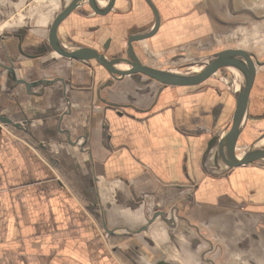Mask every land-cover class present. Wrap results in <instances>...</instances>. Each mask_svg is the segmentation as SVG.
<instances>
[{"label": "crops", "instance_id": "obj_1", "mask_svg": "<svg viewBox=\"0 0 264 264\" xmlns=\"http://www.w3.org/2000/svg\"><path fill=\"white\" fill-rule=\"evenodd\" d=\"M37 1L39 7L0 0V264H264V197L239 194L234 176L242 169H230L220 159L234 123L225 136H208L198 166L191 165L186 138L198 143L206 132L197 131L205 124L199 113L187 111L194 100L171 98L167 86L138 73V83L145 84L127 73L124 81L100 87L109 73L85 53L88 47L99 49L90 43L93 36H107L112 29L122 38L151 31L148 0H80L55 32L58 45L79 51L78 58L50 45L54 21L73 0ZM152 1L160 16L170 19L166 38L158 41L188 42L196 39L191 27L214 19L219 25L230 14L234 30L228 35H235L236 10L244 0H228L227 6L204 0L205 7L201 0ZM109 10H129L123 17L131 15L132 23L114 25L103 16ZM178 10L187 16L174 17ZM95 16L104 17L107 34ZM77 17L84 29L72 24ZM13 22L19 27L11 31ZM142 23L148 26L140 30ZM157 25L160 32L164 20ZM175 26L189 33L177 34ZM24 37L30 43L23 45ZM151 39L145 41L156 44ZM121 68L129 70L127 64ZM44 70L47 76L39 79ZM252 83L250 69L240 137L255 113L264 112V99L253 93ZM99 88L105 100L142 111L102 112L107 101L98 98ZM176 150L177 159L172 157ZM263 155L264 150L257 162L264 164ZM167 183L192 193L191 208L181 209L167 198Z\"/></svg>", "mask_w": 264, "mask_h": 264}, {"label": "rangeland", "instance_id": "obj_2", "mask_svg": "<svg viewBox=\"0 0 264 264\" xmlns=\"http://www.w3.org/2000/svg\"><path fill=\"white\" fill-rule=\"evenodd\" d=\"M14 1L18 2V4L20 5H28L30 3V6L31 5H36V7L40 6L38 4V1L36 2V0H11V3ZM164 2L165 4H167V1ZM219 2H220L219 4L222 6L228 5V0H220ZM198 4L201 5V7H205L204 0H201L200 2H198ZM149 6L151 7V5ZM151 8L153 10L154 18L151 20V23L149 25H152L156 19V13L153 7ZM24 9L25 7L23 8V10ZM236 11L237 13L235 19V23H236L235 35H228L230 34L231 29L234 30L233 26L231 25V22L233 20L230 14L229 16L230 20L227 19L225 16V20L222 19L219 25H216L218 24V21L214 19L213 24L209 25V22L207 21V24L205 26L199 25L200 27H191L194 28V30H192L190 33H194L195 35L194 37L191 38L194 39L196 38V39L194 41H188V42H184V41L172 42L168 37H167V41L159 42L158 41L159 38L160 39H163L164 37L166 38L167 29H169V22H170V19H168L167 21V15L165 17H161V20H164V25H163V29H161L160 32H158L157 30L155 36H153L152 39L148 35L147 37L141 39L139 38L138 42H135V46L138 53L137 55L140 57L142 61L147 62V64L149 63V65L153 67L166 70L167 72L169 71L176 74H183L193 66L197 65V63H201L204 58H206L211 54L226 49L239 50L245 54L246 61L248 62L249 67L251 69V75L253 81L252 88H254V86L256 85L255 89L253 90V93L254 92L255 94L261 93L262 99H264V0H244L241 4V9L240 10L237 9ZM123 13L129 15L130 11L128 10V11L115 12L109 10L103 16L108 17L109 22L110 20L111 22L113 21L114 25L123 23L126 26H128L130 25L129 23H132L130 19H127L130 18L131 15L123 17ZM16 15L17 13L13 15V19L14 17L16 18ZM173 16L176 18L182 17L183 19L184 17L187 16V14L183 15V12H179L178 10V12H173ZM95 17H96L95 19H97L98 21V24L99 25L101 24L102 31H104V33L107 34L109 32V30L107 29L110 28V26L107 28L106 22H104L103 19H101L104 17L101 16H95ZM182 19L179 20L183 21ZM99 20L102 21L103 23L100 22ZM15 23L16 22L10 24L11 31L19 27V26H15ZM78 23L81 24V27L78 25ZM227 23L230 24L227 25ZM72 24L76 25L79 29L80 28L84 29L82 20H79L78 17L77 20ZM146 26H148V24L142 23L140 26L141 27L140 30L144 29ZM85 27L88 28L87 26ZM131 29L134 28H131L129 26V33L134 32ZM7 30H9L8 27ZM114 30L112 29L111 33L107 36H104V34H99V36L97 35L93 36V40L90 41V43L98 46L100 49L106 50L107 52H109V54H118V55L126 54L127 36H124V38L121 37L122 34L121 35L118 34L117 36ZM180 30H182V32L184 33L185 32L189 33V31H187L185 27L182 26L174 27V31H176L177 34L180 33ZM223 36L229 38L226 39L223 38ZM77 37L80 38L82 36L78 35ZM154 37L156 38V44L155 41L149 40L150 43L145 41L148 39L153 40L155 39ZM69 38L71 40L73 39L72 37ZM27 41L30 43L28 37H27ZM63 55L73 58L72 56H68L65 53H63ZM117 63L119 62L116 61L114 64ZM122 64L125 65L126 63H120L118 66L121 67ZM235 70H237V61L233 59L230 60L228 64L221 62V64L211 67L202 76L190 82L189 84H183V85L160 84L161 86L162 85L165 87L167 86L166 87L167 93L168 95H170L171 98H175V95H177V98H179L180 95V96H189L188 99H193L194 101H192V104L190 105L191 110L188 109L187 111L189 112L193 111V115L194 112L197 111L199 113V116L202 117L203 122H205V124L202 123L199 124L197 128L198 132H201V130L205 128L206 132L201 134L204 136V139L201 138L202 140L198 141L197 143V141L195 140L190 142V140L186 138L187 141L186 149L190 154L191 165L194 164V166H198L199 155L201 149L205 144V140L208 136L216 132H219L217 133L218 136H223V135L225 136L227 133L230 132V127L231 124L233 125L234 123L236 111H237L238 85L236 84L237 76H235V72H236ZM128 72H129L128 76L131 75L133 76L132 77L133 82H136L139 85L145 84L141 82L138 83L139 81L135 78V76H139V75H136L137 73L136 71L133 72L128 71ZM47 74H48L47 70H44L39 75V79L41 77H46ZM146 76L148 77V75ZM126 78L127 76L125 77V79ZM125 79H120L119 81L115 80L114 83L124 81ZM149 79L152 80L153 78L149 76ZM110 80H112V78H110ZM218 89H221V93L217 92ZM137 92L139 93L140 90L138 89ZM147 93L149 94L150 92ZM227 98L230 101L231 108L230 106H228V102L226 101ZM182 106H183L182 103H180V110ZM100 108L102 112L104 111L106 112L109 110V108L104 109L103 106ZM170 108H171V103H168L167 113H172V109ZM263 109L264 107L262 108V111ZM154 111H156L155 108L152 109V111L150 112H154ZM212 113H217V114L215 115ZM182 114L183 117L189 116L187 113L185 114V112H182ZM255 115H256L254 117L255 121L251 122L253 124L250 123L251 125L248 127L247 132L244 133L243 136L240 137L239 141H236L235 144L233 145V153H238V154L241 153L242 155L247 151V149L249 150L254 145V142L257 140V138H259L264 133V122H262V120H264V112H262L261 114L255 113ZM218 119H220L221 121L217 122ZM191 124H194L192 120H191ZM191 128H196V127L192 126ZM173 142H178V141L173 139ZM249 143H251L250 147L247 146ZM173 145L179 146V144H174V143ZM176 152L177 150L174 152V155L172 157L177 159ZM220 159L221 161L223 160L222 157ZM233 168L242 169L240 170L241 173L239 174L237 173L236 176H234L235 172L233 173L234 178H237V182L239 184L238 187L241 189L240 191L237 190L239 194L242 195L243 193H245V195L247 194L253 196L260 194L259 196L264 197V164H261L257 161H253L238 167H232L230 169ZM244 169H246L247 171L248 169H250L251 171L249 170L250 172L248 171L249 172L248 173L247 171H244ZM196 172H198V168L192 167V173L196 177H198ZM255 174L257 176H255ZM177 186L178 185L174 183H167V198L172 196L173 198L172 199L169 198V200L176 201V203H179L181 209L183 208L184 210H187V208L188 209L191 208L192 193L186 192L187 194H183L182 192H178L180 189H175L178 188ZM188 188L192 189L193 186L189 184Z\"/></svg>", "mask_w": 264, "mask_h": 264}, {"label": "water", "instance_id": "obj_3", "mask_svg": "<svg viewBox=\"0 0 264 264\" xmlns=\"http://www.w3.org/2000/svg\"><path fill=\"white\" fill-rule=\"evenodd\" d=\"M148 2L153 7L156 13L157 24H158L161 18L159 11L154 5L152 0H148ZM77 4H78V0H74L72 5L65 11V13L55 21V24L52 29L53 33L58 23L64 17H66L75 8ZM151 31H153V29ZM151 31L144 32L142 34H134L130 36L128 40L129 53L132 52L133 40L147 37L148 35H150ZM60 52H63L68 56H72L74 58H78L81 56L79 51H72V52L60 51ZM85 53L89 54L91 57L96 58L97 62L104 66H109L108 64L111 63L110 60L105 57V55H101L97 50L93 48H89V47L86 48ZM226 59H235L237 61V70L242 76L241 82L243 83L240 92L238 93L237 96V111H236L233 128L229 134V138L221 146V151H220L221 153L220 155L223 161L229 166V168H232V167H238L244 164H248L253 161H257L259 153L264 149V133H263L254 142V145L251 147V151L249 152V154L242 157V159L240 160H236L233 156V145L235 144L239 134L242 132L247 118L246 115H247L248 98H249L248 87L250 81V67L248 62L246 61L245 54L235 49H226V50L218 51L203 59L201 63L204 66V68L202 70L195 73L188 72L187 74H176L169 71L167 72L166 70L154 68L146 64L136 63V62L131 63V61H129V64L136 67L139 71L148 74L152 78H155L156 80H158L159 82L165 85H183V84H189L190 82L196 80L197 78L202 76L208 69L218 64H221V62H223ZM212 146L213 143L209 145V148L205 153V158L210 154V150Z\"/></svg>", "mask_w": 264, "mask_h": 264}, {"label": "flooded vegetation", "instance_id": "obj_4", "mask_svg": "<svg viewBox=\"0 0 264 264\" xmlns=\"http://www.w3.org/2000/svg\"><path fill=\"white\" fill-rule=\"evenodd\" d=\"M74 2V0L70 3V5L68 6V7H66L60 14H59V16L57 17V19L59 18V17H61L64 13H65V11L72 5V3ZM82 3V1H80V0H78V4L75 6V8L66 16V17H64L59 23H58V25L56 26V29H55V31H54V33L52 32V29H53V26H54V24H55V21L57 20H55L54 21V23H53V26H52V28H51V31H50V45L55 49V50H57V51H65V50H63V48L60 46V45H58V43L56 42V40H55V32L57 31V29L59 28V26H60V24L61 23H63V21L68 17V16H70L72 13H73V11L74 10H77L79 7H80V5H82L81 4ZM161 17V16H160ZM160 21H161V18H160ZM160 23V22H159ZM158 23V24H159ZM153 26H152V29H153V32H156L157 30H158V25H157V19H155V22L152 24ZM151 29V30H152ZM142 33H144V32H137V33H134V34H142ZM134 34H132V35H134ZM132 35H129V36H127L128 38H126L127 39V49H126V54H123V55H118V54H109V52H107L106 50H104V49H100L98 46V48L99 49H95V50H97L101 55H105V57L106 58H108L109 60H110V62L111 63H109L108 65L109 66H104V65H102V64H100L99 63V66L101 67V68H104V69H106L107 70V72L109 73V77H108V81H104V82H102L100 85V87H102V86H104L106 83H109V84H113L114 82H115V80H117V81H119L120 79H125V77H126V75H127V73H129L128 71H136L138 74H143V75H148V74H146V73H143V72H141V71H139L136 67H134V66H132V65H130L129 64V61H131V63H142V64H146V65H148V66H151V65H149V63L147 64V62H144V61H142L141 59H140V57L138 56V55H136V46H135V42H138V40L139 39H135V40H133V46H132V52L131 53H129V44H128V40H129V37L130 36H132ZM150 36V35H149ZM29 38V37H28ZM141 39V38H140ZM27 41V38L26 37H24L23 39H22V43H23V45H24V42H26ZM20 46H21V44H20ZM22 49V48H21ZM94 49V48H93ZM67 51V50H66ZM104 57V58H105ZM95 60V62H97V60H96V58H94ZM116 61H118L119 63H117V64H114ZM120 63H126L128 66H129V70L128 71H126V70H124V71H121V67H119L118 66V64H120ZM151 67H153V66H151ZM154 68H156V67H154ZM125 72H126V74H125ZM118 75H117V74ZM124 74H125V76H124ZM128 76V75H127ZM148 77H149V75H148ZM110 78H112V80H110ZM155 81H157L159 84H163V83H161V82H159L158 80H156L155 78H153ZM115 84V83H114ZM98 98H100V100L101 101H107V100H105V97L102 95V90H101V88H99V90H98ZM130 107H132V109H129ZM105 108H111V109H114V111H116L118 114H120V115H125V114H127V113H129V111L130 110H135L136 111V109H137V107H135L134 105H131V104H125V103H113V102H111V101H107L106 103H104V109ZM137 110H139V112H141L142 110L138 107V109ZM244 129V128H243ZM242 134V132L239 134V136H238V138H237V140L236 141H239V139H240V135ZM215 136V135H214ZM216 140H217V138H216ZM168 223H169V221H168Z\"/></svg>", "mask_w": 264, "mask_h": 264}, {"label": "bare ground", "instance_id": "obj_5", "mask_svg": "<svg viewBox=\"0 0 264 264\" xmlns=\"http://www.w3.org/2000/svg\"><path fill=\"white\" fill-rule=\"evenodd\" d=\"M63 50H65V49H63ZM66 51V50H65ZM68 52H72L73 50H67ZM230 60H233V59H226V60H224L222 63H225V64H228L229 63V61ZM235 60V59H234ZM128 68H129V66H128ZM204 68V66L202 65V63H197V65H195V66H193L192 68H190L189 70H187L186 72H184L183 74H187L188 72H193V73H195V72H199L200 70H202ZM236 72H235V76H237L236 78H237V81H236V84L238 85L237 86V89H238V93L240 92V89H241V86H242V82H241V79H242V76H241V74L239 73V71L238 70H235ZM235 89V88H234ZM251 151V148L248 150L247 149V151L245 152V154L247 155V154H249V152ZM241 155V153H239L238 155H236L234 158L236 159V160H240V159H242V157L241 158H237L238 156H240ZM246 155H244V156H246ZM243 156V157H244Z\"/></svg>", "mask_w": 264, "mask_h": 264}]
</instances>
